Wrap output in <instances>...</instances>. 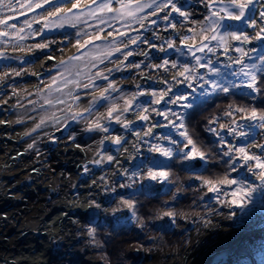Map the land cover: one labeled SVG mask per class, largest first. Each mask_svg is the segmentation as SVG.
<instances>
[{
  "label": "bare ground",
  "instance_id": "bare-ground-1",
  "mask_svg": "<svg viewBox=\"0 0 264 264\" xmlns=\"http://www.w3.org/2000/svg\"><path fill=\"white\" fill-rule=\"evenodd\" d=\"M91 1L80 0V5L82 7ZM58 2L61 6H64L66 0H58ZM141 2L149 3L151 0H141ZM210 2L211 0H175L181 11L191 14L190 18L185 20L177 13H172L170 18L172 23L177 25L175 29L167 26V21L162 19L166 12H170V8L166 12H158L157 16L148 15L144 20L146 28H142L136 21H131L130 25L115 21L111 22V26H109V24L97 25L94 20H88L87 23L78 22L76 28L69 25L63 28L51 26L44 28L43 22L33 23L32 30H39L38 32H33L25 27L22 35H25L26 39L21 40L15 50L9 51V59H0V76H3L5 71L12 73L13 69L21 72L20 76L10 75L0 80V106L2 107L0 111V264H64L66 260L75 258H84L87 263L97 264L99 258L95 252L94 241L89 236V223H95L98 219L106 218H112L116 221H125L131 218L129 216L132 207L130 208L122 203L123 200H128L126 196L128 191L136 189L138 184L154 189L158 188L161 183L163 184L165 177L157 176L156 179H152L149 176V170L157 173L163 172L164 160L169 157L161 155L159 151L153 150L154 148H170L173 152L184 150L185 153L192 151L193 146L187 143L185 136L180 135L181 132L186 133L184 127H179L181 123L183 124V121L178 118L183 116L186 110L183 105L190 104L202 97L204 93L213 90L210 81L225 82L231 80L237 85H241L244 79L243 75H233V73H240L242 67L241 64L234 62L241 55V53L235 51L237 47H242L245 50L255 49V51H249V55L244 57V64L264 66L258 58L264 56V40L261 42L254 39L264 21L257 20L255 15L249 13L251 21L255 22V27H248L247 23H233L234 25H242V31L253 39L246 44L236 42L232 44L230 51L225 53L224 48L218 46L216 40L204 39V36H208L210 32L201 35V24H206L205 17L210 15L211 11H219L223 6L221 3L216 2L212 4L211 8L206 7V4ZM227 3L228 0H224V4ZM115 5L116 3H113L114 8ZM51 7L45 5L31 12L21 11L11 18L7 15L3 18L9 24H15L17 28H20L24 26L26 19L31 21L33 17L39 18L42 14L50 11ZM66 7L70 8L71 3H66ZM261 7H264V0H259L254 5L255 10ZM149 12H151L150 9H145L141 15ZM151 20H156L157 23L153 25ZM232 22L229 21L226 25ZM89 25L92 26L89 27ZM99 27L104 29L100 33L101 39L88 45V49L94 51L98 46L97 55L87 54L86 57L79 56V61L69 62V58L72 57L69 53L79 48L77 40L83 43L86 38L83 32L95 34ZM0 30L9 33L13 31L11 28L2 29V26H0ZM225 30L239 31L234 26L221 29V31ZM30 32L31 34H29ZM78 32H81V35L78 36ZM108 32H113L114 36L108 37ZM119 33H125V36L121 37ZM137 35L141 39L147 38L149 43L137 42L132 44L129 42L127 48H124L123 44L120 43L122 39L127 40L128 37H136ZM156 36L163 39H156ZM113 39L115 40V46L120 47V52L112 50L110 42ZM0 40L3 41V43H0V52L5 53L8 47H14L12 41L15 40L12 36L0 37ZM166 40L172 41L175 47L168 49L167 52L159 51L162 45L167 48ZM201 41L206 42L208 47L213 49L212 52H207L205 56H200L202 57L200 63L205 66L200 67L195 64V72L191 74L192 78L178 84L172 77L176 72L183 71V68L179 65L189 56L188 48L183 49L182 45L197 46V44L202 43ZM38 43H47L49 47L45 49L32 47ZM149 44H154L156 47H149ZM20 47H23L24 51H20ZM29 47H32L31 51H29ZM176 47L180 49V52L176 51ZM109 50H112L110 58H105L101 63L99 60L101 53ZM129 51L133 55L125 60L124 53ZM141 52H148V57L145 58L143 55L138 54ZM180 53H183V55ZM5 55L7 56V54ZM49 57H52V59H49ZM93 57L97 59L93 61ZM164 59L176 60L178 67L172 69L168 65L169 71L167 72L163 68L147 67V65L161 64ZM61 61L68 63L62 66ZM208 61L213 62L211 67L217 68L220 65H227V69L225 71L220 70L221 75L216 76L209 71ZM93 62H95L96 67H92ZM137 63H141L140 68L132 66ZM77 67L80 68L78 72L79 77H81V81H79L81 86H76L77 89L72 94L80 88L74 94V97H78V99L73 102L70 99L72 95H68L61 101H48L46 104H40L46 99L54 97L57 92L70 87L73 84L72 82L65 87L52 88L53 78H55L56 83L59 77L71 74ZM125 67H128L127 71H125ZM29 69H32V71H28ZM106 69H112V71L109 73ZM244 70L248 71L249 69L245 68ZM98 71L103 75H107L108 80L95 78L94 74ZM89 76H93L91 82ZM199 77H203V79ZM177 79L184 80V77H177ZM150 80H154L155 84L149 85L148 81ZM126 81H130L134 85L136 94L143 93V95H137V98L144 101L145 104L152 102L159 97L161 92L171 88L168 96L164 98V107L159 109L162 112H167L169 119L177 127L169 124L164 116V118L161 116L160 118L151 117V114L145 112L144 109H130L127 112L116 109L113 116L109 118V109L105 108L108 104L107 101L112 99L113 95L126 90L127 87L123 85ZM109 82L113 83L118 91L109 90L106 93L109 99H100V91L107 87ZM89 83L91 84L89 88L82 87L83 84ZM189 84H191V87H189ZM238 88L251 90L246 86ZM153 92L157 96H152ZM180 94L188 96V99L178 100L175 104L171 103V100ZM92 101H96L91 108L93 112L103 111L101 116L96 119L90 118L91 111L85 109ZM60 112H65V114L59 117V123H53L52 117L57 116ZM173 112L177 115L173 116ZM227 112H231V115L224 114L222 118L214 119L211 123V126L215 129L214 134L220 138L223 137V144L227 148L230 146V142H233L236 147L245 146L249 142L264 144V129L260 128L256 122L242 120L241 117L246 114L237 112L235 109H229ZM117 115L120 116V122L115 119ZM141 115H148L149 119L143 121L140 119ZM41 118L45 119V125L36 131H32ZM233 120H236L238 124L245 125L240 131L252 133L248 141L229 135L228 128L221 127V125L236 127L235 124H232ZM94 123H100L102 126L107 127L108 131L89 132L86 128L87 125L92 126ZM137 123H141L140 128L143 129V133H146L149 127L154 124L159 126L152 127V134L148 137L149 141L147 136L144 135L142 140L136 142L137 154L134 166H129L134 157L133 154L127 155L125 158L121 157L122 161L118 160L115 163L112 160L109 161L107 157L110 156L112 149L117 145L114 142L115 138L121 136L123 139L127 137L125 141H128L130 135H134L135 124ZM125 124H128L127 128L124 127ZM115 129L128 130V132H118ZM71 137H75V139ZM103 137L108 142L103 146L102 154L97 160L99 165L81 167L86 178L76 184L75 190L78 191L65 197L61 195L53 198L50 203L51 211L42 212L39 221H33L36 220L35 215L40 212V207L47 205L48 197L45 194L48 192L44 193V188H41V185H53L55 190L59 189V191L70 189V187L63 185L65 182L57 181L56 174L66 171L73 173L74 166L72 163L78 162L85 156L92 155L93 153L90 150L98 145ZM139 137L136 135L135 139ZM164 137L169 139H164ZM172 140H175L176 143H171ZM29 144L34 146L29 148ZM249 152L250 154L258 153L259 149L254 150L252 147ZM190 160L197 163L201 159L196 156L195 159ZM254 164L255 162H251L253 167L251 172L248 168L242 169L245 174L243 180H245V185L251 193L260 190V197L255 192V196L259 197L258 201H251L252 199L250 200L249 196L247 198L243 194V187L237 177L229 179L237 181L238 183L235 185L212 183L216 190H220V188L224 190L221 196L222 199H215V201L210 202V205L215 206V204H218L228 212L208 211L201 217L181 215L179 218L186 225H194V235L206 236L205 241L198 238L185 251L180 249L174 252L163 251L158 256L161 258L158 260L152 259L148 264H245L251 262L257 249L261 247L260 243L263 242L262 244H264V204H262L264 202V184H261L258 179L260 170L256 169ZM236 168H240L238 164ZM106 173L120 174L123 181H116L111 184V187H108V184V186H103L100 183V177L102 178ZM25 176H29L30 180L26 181ZM91 188L93 190L97 188L94 198L88 196ZM200 190L203 196L212 192L209 191V184H206L205 181L202 183ZM233 200L236 202L232 203ZM251 213H254V217L248 220L247 217H252V215H249ZM43 215L46 216L47 221V228L44 232H48V235L53 233L50 238L53 249L35 251L27 240L29 236H23V233L20 232L24 228L31 231L38 229L37 227L42 222L45 223L42 220ZM163 215L170 220L178 217L171 213H164ZM47 229L50 230L47 231ZM57 234H59V237L56 236ZM250 236L254 237L248 242ZM38 243L45 244L43 242ZM240 248L246 250L244 254H240L241 251L237 255L230 252ZM136 250L138 251L137 255L139 252L146 255H151L154 252H147L141 246L137 247ZM140 264L146 263L141 262Z\"/></svg>",
  "mask_w": 264,
  "mask_h": 264
},
{
  "label": "snow or ice",
  "instance_id": "snow-or-ice-1",
  "mask_svg": "<svg viewBox=\"0 0 264 264\" xmlns=\"http://www.w3.org/2000/svg\"><path fill=\"white\" fill-rule=\"evenodd\" d=\"M219 2L223 6L220 8L219 11H211V14L207 17H205L206 24H201V35H203L206 32H211L212 35L204 36L205 40H216L218 46L224 48V52L227 53L232 45L230 41H239L242 44L250 43L253 38L249 37V35L245 34L243 31H221L223 28H230L231 25H226L225 21H234L239 23H247L248 27H255V22L251 21L249 13L254 11V5L259 2V0H228L227 4H224V0H211L209 4H206V7L211 8L212 4ZM66 3H71V7H66ZM66 3L64 6H61V4L58 2V0H0V26H2V29H8L11 28L13 31L12 33H9L5 30H0V37H9L12 36L14 40H24L26 39L25 35H22L25 31V27L32 30V24L33 23H40L43 22L44 28L54 27V28H63L66 25H69L73 28H76L79 23H87L88 20H94L97 25H105L109 24L111 26V22L120 21L124 25H130L131 21H136L141 25L142 28H146L147 26L144 24V20L147 18L148 15L151 16H157L158 12H166L170 8V12H166V14L163 16V20L167 21V26L172 27L175 29L177 27L176 24L172 23L171 15L172 13H177L179 16L183 17L185 20H188L190 18V13L181 11L179 7H177V4L175 3V0H151L149 3L141 2V0H92L91 4L87 6L86 8H82L80 5V0H66ZM113 3H116L119 5V7L114 8ZM45 5L52 6L50 11H47L46 13L42 14L39 18L33 17L31 21L25 20L24 26L17 28L15 24H9L6 19L3 17L7 15L9 18L14 16L16 13L24 11V12H31L34 9H40L44 7ZM145 9H150L151 12L141 15V13H144ZM74 10H76L74 12ZM262 20H264V11H261L259 13ZM157 23L156 20H151V24L155 25ZM92 25H89L91 27ZM33 32H38L39 30H32ZM103 27H99L98 31L95 34H89L87 32H83V35L86 37L81 43L80 40H77V45L80 48H85L88 45L93 44L95 40H100L101 35L100 33L103 32ZM31 34V32L29 33ZM77 35H81V32H78ZM121 37L125 36V33H119ZM108 37H113V32L107 33ZM156 39H163L160 36H156ZM255 40L261 41L264 40V27H261L260 30L256 33V36L254 37ZM136 44L137 42L148 44L149 41L147 38L141 39L139 35L136 37H128L127 40L122 39L120 41L121 44H123L124 48L128 47V44ZM0 43H3L2 40H0ZM112 44V50L116 52H120L121 49L118 46H115V40L110 42ZM165 43L167 44V48H165L163 45L160 46L159 51L161 52H167L168 49L174 48L175 45L172 41L166 40ZM15 46V45H14ZM36 49H45L49 47V44L47 43H38L34 46H32ZM32 47H29V51L32 50ZM149 47H156L154 44H149ZM205 48H207L208 52H212L213 49L208 47L207 44H204L203 46L197 48L196 50L199 52H204ZM98 49V46H97ZM20 51H24L23 47L19 48ZM99 50V49H98ZM112 50L102 52L99 60L101 63H103L105 58H110L112 54ZM191 50V49H190ZM176 51L180 52V49L176 47ZM235 51L241 53L240 57H238L234 62L237 64H241V72L240 73H233V75L240 76L243 75L244 79L242 80L241 85H237L231 80H227L225 82H217V81H210L212 84L213 92H220V93H228L230 89H235L241 86H246L248 89H251L252 92H258L259 89L256 86V73L264 71V67H258L256 64H252L251 66L244 64V57L249 55V51H255L253 50H245L242 47L235 48ZM139 55H143L145 58L148 57V52H141L138 53ZM183 55V53H180ZM132 52H126L124 53V59L127 60L129 56H132ZM10 57L6 56L5 53L0 52V59H9ZM192 58L196 61V64L200 67H204V64H201L202 57L196 56L195 52H192ZM261 61V64L264 65V56L258 57ZM49 59H52V57H49ZM97 59L96 57H93V61ZM231 59V58H230ZM79 56H72L69 58L70 61H79ZM66 61H61L60 64L63 66L65 65ZM143 63V61H141ZM141 63H137L132 65L135 68H140ZM212 61H208L209 71L216 75L220 76V70L215 67H211ZM170 65L172 69H175L178 67V62L176 60L169 61L168 59H164L163 63L161 64H152L147 65V67H153V68H163L166 72L169 71V68L167 67ZM183 68V71L176 72L173 75V80H176L178 84L184 83L185 81H188L192 78V73L195 72V68H189L188 65H179ZM92 67H96L95 62L92 63ZM227 67V65H226ZM248 68V71H245L244 69ZM109 73L112 71V69H106ZM10 75L20 76L21 72L18 70L13 69L12 73H9L5 71L3 73V76H0V80L5 79L6 77H9ZM77 75H79V72H77ZM94 77L97 79H104L108 80L107 75H103L101 72H97L94 74ZM177 77H184V80H179ZM200 79H203V77H199ZM93 79V76H89V81L91 82ZM69 82H72L76 86L79 85L78 81H70L68 79L64 80L65 84H68ZM209 82V81H206ZM53 83H55V78H53ZM91 84H83V88H89ZM139 87V85H137ZM189 87H191V84H189ZM203 87V85H201ZM111 91H118L116 86L109 82L107 87L103 88L102 91H100L99 98L108 100L109 97L106 95V93ZM171 91V88H169L167 91H163L159 94V97L152 101V103L159 104L166 96H168L169 92ZM207 93H204L203 95H206ZM68 95H72L71 90H69ZM137 95H143V93L133 94L130 100H126V107H124L123 111L127 112L130 110L131 104L133 101L136 100ZM248 95V93H246ZM152 96H157L155 92L152 93ZM73 99H78V97H73ZM188 96L180 94L175 97V99L171 100V103L175 104L178 100H187ZM50 103V102H49ZM136 107H140L139 104L136 105ZM185 108H191L192 105L185 104L183 105ZM231 107V105L229 106ZM237 112L244 113L246 115H243L241 117L242 120H249L252 122H256L257 125L264 129V111L257 112V109L255 107L252 108H246V107H240L235 109ZM87 111H91V108L87 109ZM116 111L115 106L110 108L108 111V117L111 118L113 116V112ZM145 112L148 111V109H144ZM153 112L156 113V115L164 116L166 120H168L169 124H172L173 127H177L171 119H169L167 112H161L158 109L153 108ZM171 111V110H167ZM226 115H231V112L225 113ZM173 116H176V113H172ZM181 121H183L184 117L179 116L178 117ZM117 122H120V116L117 115L115 117ZM140 119L143 121H147L149 119L148 115H141ZM53 123H59L58 117H52ZM232 124H235L236 127H229L227 125H221V127H227L229 135H232L234 137L243 138L245 141L249 140V136L252 135V133L240 131V129L244 128V124H238L236 120L232 121ZM45 125V119L41 118L40 122L36 124V127L32 131H36L37 129L43 127ZM159 125H153L152 127H157ZM165 127L167 125H164ZM124 127H128V124H125ZM152 127H149L148 131L144 133L145 136L152 134ZM179 127H183V124L179 125ZM251 127V125H249ZM88 131H105L107 132V127L102 126L100 123H94L92 126L88 128ZM211 131H215V129H211ZM139 136V133H137ZM181 136H185L187 139V143L192 145V151L190 153H185V159H195L196 156H199L201 160L204 159V153L199 152L193 140L190 137L186 136L185 132L180 133ZM72 139H75V137H71ZM164 139H169L168 137H164ZM221 143H224L223 137L220 138ZM115 143L119 144L121 142L120 137H116L114 140ZM103 143V141H101ZM171 143L175 144L176 141L172 140ZM34 145L29 144V148H32ZM79 147V145H77ZM255 147L259 149L258 153H249V149ZM153 150L159 151L161 155L171 158L173 155V151L170 148H160L156 147ZM235 153L237 157L243 160L244 166L248 168V170L251 172L253 171V167L251 166V162H255L254 167L256 169H259L258 173V179L261 181V184H264V144H252L251 142L247 143L245 146L236 147L234 145H230L228 147V150L223 153L225 157H228L230 160L235 161V157L232 155ZM107 159L111 161L113 159L112 156H108ZM232 170L235 171V162L232 164ZM149 176L152 179H156L157 176H167V173L165 172H153L149 170ZM206 184H209V191H216V188L212 186L211 181H205ZM220 183H228V184H237L238 182L235 180H229L225 178L224 180L220 181ZM241 186H245L243 181L239 182ZM253 190V189H252ZM236 201L233 200L232 203H235ZM123 204L127 205L128 207H132V202L130 200H123ZM94 229H91L89 231V236L94 237Z\"/></svg>",
  "mask_w": 264,
  "mask_h": 264
},
{
  "label": "rangeland",
  "instance_id": "rangeland-1",
  "mask_svg": "<svg viewBox=\"0 0 264 264\" xmlns=\"http://www.w3.org/2000/svg\"><path fill=\"white\" fill-rule=\"evenodd\" d=\"M261 11H264V7L257 8V10L254 9V11L251 12V14L255 15L257 20L264 21V20L261 19L260 15H259V13ZM228 22L229 21H227V20L225 21L226 24ZM233 23L235 24L236 22L233 21L232 23H230L231 26L235 27V29H239V31L243 30V26L242 25H240V26L239 25H234ZM263 25H261V27H264ZM12 42H13V44L15 46L14 47H8V50L5 51V54H7L8 57H9V54H8L9 51L13 50V49L15 50L16 46H18L20 44L21 40H15V41H12ZM236 42L241 44L239 41H230L231 45L236 43ZM204 44H207V43L203 41L199 45L197 44V46L201 47ZM207 52H208L207 48H205L204 52H199V51L196 50L195 51V55L196 56H205L207 54ZM183 64L188 65L189 68H191V67L195 68L194 65L196 63H195L194 59L192 58V56L190 55V56L186 57V60L183 62ZM261 67H264V66H261ZM217 68L219 70H222V71H225L227 69V67L223 66V65H220ZM124 69H125V71H127L128 67H125ZM28 71H32V69H29ZM257 74H258V72L256 73V75ZM80 78L81 77L78 78L79 79L78 82L81 81ZM256 82H257V80H256ZM148 84L149 85H154L155 81L154 80H150V81H148ZM123 85L125 87H127L126 90H123L122 92L113 95L112 99L107 101L108 104H107V106L105 108L110 109V108L115 106L116 109H120L122 111L124 109V107L127 106L126 103H125L126 100H130L132 95L136 94V90H135L134 85L130 81H126ZM79 89L76 92H78ZM244 91L249 92V93L250 92L254 93V92H252V90H245L244 89ZM76 92L74 94H76ZM212 93H213V90H210V92H207L206 95H203L200 98L206 99V97L211 95ZM74 94H72V96L70 98V99H72L73 102L76 100V99H73ZM196 100H198V99H196ZM196 100H194L193 102H195ZM95 102L96 101L90 102V104H88L85 109L87 110L89 108H92V106H94L93 104ZM193 102H191L190 104H192ZM43 103H44V101L41 102L40 104H43ZM164 103H165V100H164ZM137 104H139L140 107H136ZM162 107H164V106L163 105L159 106L158 104H155V103H152V102H149L148 104H145L144 101L138 99L137 96H136V100L132 102L130 109L131 110H134V109H148L147 112L149 114H151L153 112L152 111L153 108L160 110L159 108H162ZM236 108H240V107L235 106V105H233L231 107H227V108H225L222 111L221 114H219V115L216 114V116L212 117V119L209 122H206L204 124L205 128L209 131V133H211V135H213V137H215L217 139V143L219 144V146H220V148L222 150V153L226 152L228 150V148L225 146V144L221 143L220 137L217 136L216 134H214V131H211V129H214V127L211 126V123H212V121L214 119L222 118V116H224V114L226 113L227 110L236 109ZM187 110H186V112H187ZM261 111L262 110L259 108L258 112H261ZM102 113H103V111L100 112L98 110L96 112H93L91 110V113H90L91 117L90 118L96 119L99 116H101ZM161 117L164 118L163 116H161ZM184 120H185V118H184ZM183 123H184V121H183ZM89 127H90V125H87V127H86L87 130H88ZM140 127H141V123L135 124L134 135H130V139L128 141H125V138H127V137H124L122 139L121 136H120L121 142L119 144H117L116 146H114V148L111 151L112 153L110 154V156L113 157L112 161L114 163L117 162L118 160H121V157L125 158L127 155L129 156V155L133 154L134 157L130 161L131 164L129 166L130 167L134 166V161L136 159V154H137V147H136L137 143L136 142L138 140H140V139L142 140L143 136H144L143 129L140 128ZM115 130L118 131V132H128V130H121V129H115ZM89 132H91V131H89ZM137 133H139L140 137L135 139V136L137 135ZM148 137H149V135L147 136V139L149 141L150 139ZM101 141H103V143H101ZM237 141H239V140H237ZM107 142L108 141L106 140V138L103 137L102 139H100V143L98 145L92 147V149L90 150V151H92V153L94 155L92 154L90 156H85L81 160H79L78 162H76V163L73 162L72 163V165L74 166L73 167V173H68V171H66L64 173L56 174L57 181L58 182H61V181L65 182V184H63V185H66L67 187H70V189H68L66 191H63V189H61V191H59V189H56L54 192H50V193L45 194L46 197H48L47 198L48 199L47 200V205H45L43 207H40V212L37 215H35L36 216V220H33V221L38 222L39 219L41 218V213L42 212H46V210L47 211H49V210L51 211L50 203H51V200H53V198L60 197L61 195H63V197H65V196H67L69 194H72V192H77L78 191V190H75L76 189V184L79 183L80 181L82 182L83 179L86 178V175L85 174L83 175V173H82V168L81 167L82 166H90V165L98 166L99 164H98L97 160L100 157V155L102 154L101 151L103 149V146ZM229 144L233 145V142H230ZM253 148H254V150H257V148H255V147H253ZM197 150L199 151L198 148H197ZM173 154H174V152H173ZM175 154L179 155L177 160H179V162L181 164V167H184V168L188 169L189 171H191L192 178L198 182L200 189L202 188V183L204 181H211L212 183H214V182L220 183V181L224 180L225 178L233 179V178H236V177L240 181H243V182L245 181V180H243V178H245V174H244L242 169L245 170L247 167L243 166V164H244L243 160L240 159L239 157H237L235 154H232L235 157V161L230 160L228 157H225L223 155V159H225L226 162L228 161V174L222 180H216V179L208 180V179H205V178H201L198 175V174H200V171H201L200 169L206 163L205 154H204V159L200 160L197 163H195V162L193 163V161L190 160V159H185V155H184L185 151L184 150L183 151L180 150V151L176 152ZM234 162H235V168H236L237 164L240 167V168H236L235 171H233L232 167H231ZM168 163H169V158H167L164 161L163 167H162L163 168V172L167 173V176L164 178L163 184L161 183L158 188H155V189L151 188V187L148 188L147 186L140 184V185H138V187L136 189H131L130 191H128V193L126 195L128 197V200H130L132 202V205H133L132 206V210L130 211V216H129L131 218H129V219L125 220V221L124 220H117L116 221V220H113L112 218H106L104 220H101L100 222H108L109 221V222H112L115 225H117V224H127V225L128 224H134L136 227L139 228V225L141 224V221L138 219V217H136L134 202L130 199V194L133 193V192L138 191L139 189H145L148 192L149 191L153 192L155 190H158V191H160V190L169 191L171 189V182H168V172L166 170V166L168 165ZM25 180H26V178H25ZM116 181L117 182L123 181V179H122L120 174H117V173H115V174H107L106 173L102 178L100 177V183H102L103 186H105V185L108 186L109 185L108 187H111V184L115 183ZM134 181H136V180H134ZM244 185H245V182H244ZM96 190H97V188H95L94 190L91 188V190H89L88 196H92L94 198V196H95L94 194H95ZM223 190L224 189L220 188V190L212 191L213 193L211 192V194H206L205 196H203V198L201 199V202H200L201 203V205H200L201 208L200 209L198 208L199 210H194V211H192V210L183 211V212L177 211L175 209L174 205L172 204V201L166 200L163 203L164 207L161 209L159 215H157V217L154 220V225H155V227H157L160 230H162V229L175 230L178 233V235H179L178 237H180V240H178L177 243L173 244L172 247L161 246L160 241H158L156 238H153L152 236L151 237H146L140 242H134V243L129 245L128 249L130 251H131V249H135V248L141 246L147 252H152V251H154V252L151 255H146V254H144L142 252L141 253L139 252L138 255H134V256L130 257V259L128 260L127 264H140L141 262L148 264V263H150L152 261V259L158 260L159 258H161V257H158V256H159V253H161L163 251L174 252V251L179 250V249L182 250V251H185V249H187L191 245H193L198 238H200L202 241H205L206 236H204V235H194V230H193L194 229V225L193 224H187L186 225L184 223V221H182L179 217H181V215H191V216L201 217V216L205 215L206 213H208V211L216 212V210L228 212V210L226 211L225 209L221 208L218 204H215V206H211L210 205L211 201H215V199H218V198L222 199L221 196L223 194ZM92 191L94 193H91ZM242 191H243V194L247 198L249 196L250 200L252 199L251 201H253V200L254 201H258L259 197L261 196L260 190H257V191H254V192L251 193L250 189L247 188L246 185L243 186ZM42 192H43V190H42ZM45 192H46V190H44V193ZM255 192H257V194L259 195L258 198L255 196ZM49 197H50V199H49ZM262 204H264V202ZM51 207H53V206H51ZM164 213H171V214L177 215L178 217H174L172 220H170L166 216L163 215ZM249 215H252V217L249 216ZM249 215H247V216H249V217H247V219L248 220L253 219L254 213H251ZM43 216H42V218H43ZM240 219H243V218H240ZM42 220L45 221V223L42 222L41 225L37 227L38 229H35L34 231H31L28 228H24L20 232V233H23V236H27V235L29 236L27 238V240L32 245V248L35 251H42L43 249L48 250L49 248L53 249V243H51V240H50V238L53 236V233L51 235H48L49 234L48 232L47 233L44 232V230L47 228L46 216H44V218ZM196 225H197V222H196ZM49 230L50 229H47V231H49ZM56 236L59 237V234H57ZM253 237L254 236H250V238L248 239V242H250ZM44 241H46V242H44ZM38 242H43L45 244H42V243L40 244ZM262 243L263 242L260 243L261 247L258 248L257 252L254 254L255 261L260 257L259 255H260L261 251L264 250V244H262ZM243 250H244V252L246 251L245 249H243ZM95 252L97 253V257L100 259L99 261H97V264H108L104 254L102 252H100L99 250L96 251V249H95ZM52 258H53V256H52ZM51 259H49V260H51ZM78 260L82 261L84 264H90V263H87L84 260V258H78ZM255 261L253 260V261L247 262L245 264H253Z\"/></svg>",
  "mask_w": 264,
  "mask_h": 264
},
{
  "label": "trees",
  "instance_id": "trees-1",
  "mask_svg": "<svg viewBox=\"0 0 264 264\" xmlns=\"http://www.w3.org/2000/svg\"><path fill=\"white\" fill-rule=\"evenodd\" d=\"M260 93L255 97L246 93L232 91L229 93H218L209 99L195 103L188 111L186 117V126L197 145L206 153L208 163L203 167V172L210 178H220L226 174V163L221 157L220 148L211 137H209L204 124L211 118L213 114L220 113L222 109L233 103L240 105H248L261 108L264 110V73L259 77ZM177 156L171 158L169 164V176L174 182V188L181 194L176 199V203L180 208H187L197 199L198 192L196 185L190 181V172L181 167ZM170 195H146L138 192L135 196L137 214L143 219L144 226L151 229L149 224L150 218L160 208L162 199ZM96 240L100 248L106 252L109 264H126L127 247L131 241L136 240L138 231L132 226H118L111 224H98L95 228ZM149 232V231H148ZM155 232V231H153ZM167 237L172 238V233H166ZM79 264V262L70 263ZM264 264V254L259 261Z\"/></svg>",
  "mask_w": 264,
  "mask_h": 264
},
{
  "label": "water",
  "instance_id": "water-1",
  "mask_svg": "<svg viewBox=\"0 0 264 264\" xmlns=\"http://www.w3.org/2000/svg\"><path fill=\"white\" fill-rule=\"evenodd\" d=\"M263 41V40H262ZM76 86H73V88H75ZM2 110V108L0 107V111ZM42 188H44V186H42ZM49 190H53L52 186L49 187Z\"/></svg>",
  "mask_w": 264,
  "mask_h": 264
}]
</instances>
